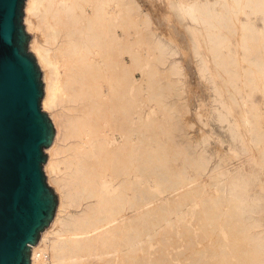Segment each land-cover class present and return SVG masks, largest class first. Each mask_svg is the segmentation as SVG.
I'll use <instances>...</instances> for the list:
<instances>
[{
  "label": "bare ground",
  "instance_id": "obj_1",
  "mask_svg": "<svg viewBox=\"0 0 264 264\" xmlns=\"http://www.w3.org/2000/svg\"><path fill=\"white\" fill-rule=\"evenodd\" d=\"M160 1L164 28L154 26L153 12L139 0L25 2L26 30L34 33L30 48L43 70L42 106L57 127L45 170L60 192L54 219L31 249V264L92 259L118 264L121 256L130 264L127 253L146 252L144 243L151 248L158 230L172 224L173 218L161 212L208 185L215 191L208 208L228 200L230 210L196 211L195 242L211 243L198 245L194 264H264V222L257 193L251 192L259 175L255 145L263 147L264 164V125L259 116L252 120L247 114L248 107L259 109L248 97L255 90L264 97V0ZM175 23L184 28L189 50L214 91L208 120L199 118L229 130V150L234 157L248 155V165L211 166L203 151L193 150L187 164L198 169L194 176L168 155L172 145L156 134L165 130L158 117L146 121V107L156 112L151 103L160 104L161 81L170 77L169 84L182 83L173 77L182 70L188 49ZM234 102L243 106L241 119ZM146 127L164 130H154L155 138L147 139L152 130ZM172 136L170 142L176 143ZM176 144L174 150L182 148ZM158 184L168 186L164 197L150 195ZM222 219L227 235L217 231ZM164 250L158 264L173 261L172 252Z\"/></svg>",
  "mask_w": 264,
  "mask_h": 264
},
{
  "label": "rangeland",
  "instance_id": "obj_2",
  "mask_svg": "<svg viewBox=\"0 0 264 264\" xmlns=\"http://www.w3.org/2000/svg\"><path fill=\"white\" fill-rule=\"evenodd\" d=\"M153 1L154 0H139L143 9H145L148 12H151L149 13L150 15L153 12V14L151 15V17L152 16L153 17L151 19L153 20L152 22L155 23L154 26L157 24L156 26L164 28L165 9L162 6L163 3L160 0H155L154 2ZM159 4L160 7H157L159 6ZM258 24L259 26H263L260 19H258ZM175 25H176L175 28L177 29V32L180 36V39L182 40L184 46L187 47L188 49V54L182 58V63H183L182 70L179 72L178 76L173 77V79L180 77L182 79V83L174 82V84L173 83L169 84L170 82L168 81L170 77L163 79L161 81L160 90L162 94L160 92L158 97L161 98H159L158 100H160L159 103L162 105L160 104L156 105V102L154 103L153 101V103L151 104H154V106L157 107V111L156 112L149 111V113H148V107H146V121L148 122L149 119H151L149 117H153V116L154 118L158 117L160 123L162 122V125H164L163 128H165V130L163 128H160L164 130L162 131L159 129L160 131H162L160 132L158 128H154V129L151 128L152 130V134L150 133L151 137L146 133L147 136L146 138L147 139H150L152 137L155 138V136H153L155 135V132H153L154 130L159 131V133H162V134H158V132H156L157 135L161 136L160 139L167 141L168 145L169 143L170 145H172V147L168 148L167 153L168 155H170L171 158L175 159L174 164H176V166L178 167L179 166L182 167L184 166V164L187 165V171L190 174H193L194 176L195 174L197 175L199 173L198 169L196 168V166L194 167L192 163L187 164L188 163L187 160L188 158H191V154L193 153V150L200 149L201 151H203L204 156L207 159H210L209 164L211 166L234 167L238 163H243L248 165L250 159L248 155L242 153V155L238 157H234L233 152L229 150V148L231 147L230 143L232 142L229 130L221 129V124L218 121H211V123L208 122L205 123L203 120L199 118L202 115L203 116L202 119L206 121V118L208 117L207 113L211 109V106L214 104L213 103L214 91L212 85L202 77L199 71L198 63L195 57L193 56V54L189 50L190 48L189 40L187 34H185L186 32H184V28L180 27V25L178 26V24L176 23ZM24 26H25V20H24ZM25 30H26V26H25ZM26 32L30 35V41H31V39L34 37V33L28 32L27 30ZM38 34L41 33L39 32ZM38 38L40 42H42V39H44L42 35L41 37L39 35ZM30 41H29L28 49L30 52L34 54V52L30 48ZM39 67L41 71H43L40 65ZM137 75L140 76L139 73H137ZM42 80L44 83L43 72H42ZM248 99L250 104L257 103L259 106L258 110H253L250 107L247 108L248 110L247 114L249 118L255 120V117L259 116L261 123L264 125V97L262 92H260V90H255V92H253V94L250 97H248ZM147 104H149L150 106V103H146V105ZM233 105H234L235 114L241 119L242 110H243L242 104L240 102L239 103L234 102ZM42 109L44 110L43 106ZM44 111L48 114L49 118L51 119L56 134L57 127L53 119L51 118L50 113L46 110ZM258 112H261L262 114L259 115ZM147 128L148 127H146V129ZM148 130L151 132L150 128H148ZM148 130L146 132H149ZM242 131L245 132L246 129L243 128ZM172 135L177 136L174 137L177 140L175 139L173 140L177 141L178 145L182 148L174 150L175 148L178 147H175L177 146L176 144L177 142L171 143L172 140H169V138H171ZM150 142L153 145H155L154 141H150ZM147 145L149 146L150 144ZM50 146L44 149V152L48 155L46 162L48 161L50 156L48 151ZM233 147L237 148L238 146L233 144ZM254 153L256 154L258 161V165L256 166V169L258 170L259 175L257 176V178L253 183L251 192L255 194L257 193V196L259 198V205L257 207V211L262 214L263 222H264V164H262L261 162L262 160L261 154L263 153V147L262 146L259 147L255 145ZM193 155L196 156V154ZM43 170L47 177L46 182L48 186L52 187V189L55 191L57 195L58 198L57 207H58V204L60 203V192L56 188L57 186L55 184L49 182V174L45 170V164L43 165ZM146 175L147 176L149 175V170L147 168H146ZM167 193H168V186L166 184H158L156 189L152 188L150 195L158 194L164 197ZM223 194H224L223 192L219 193L220 196H222ZM214 195H215L214 188L211 185H208L206 187V191L198 192L194 190L189 195L180 199H176L172 203L170 208L161 212L163 213V215L166 214L168 217L173 218L172 224L169 227L166 228L163 227L158 230L159 232L152 240L151 248H149L148 241L144 243L145 246L144 248H146L147 250L146 252L139 250L142 253L138 251L137 253L140 254L138 255L136 253L137 255L135 254L136 255L135 257H132L134 256L132 252H131L132 256L131 254L127 253L132 258L130 262L129 259L130 257L127 256L126 254L127 260L130 262V264H158L157 263L158 258H160L162 252L165 251L164 249L172 252L168 256L173 261L172 262L168 261L167 264H194L193 259H194L195 249L199 247H203L207 243H211V240L209 239L196 240L198 243L195 242V238H194L196 237L195 228L198 227V223H197L198 214L196 213V211H229L230 210V206L228 205V200L223 202L224 205H220L219 207H217V209L208 208L212 203L211 200H213L212 196ZM195 202H200V203L198 206L195 207L192 205ZM70 211L76 213L77 208L71 207ZM182 211L184 212L181 213ZM261 229L264 230V227ZM227 230L228 227L225 224V220L222 219L217 226V231L218 233L227 235ZM206 234L207 233H205L204 235ZM213 235L214 236L212 238H215V234ZM167 236L170 237L166 239ZM149 250L152 251L153 253L149 254L148 253ZM120 259L121 261L119 262L116 259L114 261H117L118 264H127V261L125 260L124 256L123 257L121 256ZM93 260L94 259L89 260L88 262L92 264H99L97 260L94 261Z\"/></svg>",
  "mask_w": 264,
  "mask_h": 264
},
{
  "label": "water",
  "instance_id": "obj_3",
  "mask_svg": "<svg viewBox=\"0 0 264 264\" xmlns=\"http://www.w3.org/2000/svg\"><path fill=\"white\" fill-rule=\"evenodd\" d=\"M26 0H0V264H31V249L52 221L58 198L46 182L44 152L55 128L41 103L42 71L29 51Z\"/></svg>",
  "mask_w": 264,
  "mask_h": 264
},
{
  "label": "snow or ice",
  "instance_id": "obj_4",
  "mask_svg": "<svg viewBox=\"0 0 264 264\" xmlns=\"http://www.w3.org/2000/svg\"><path fill=\"white\" fill-rule=\"evenodd\" d=\"M10 43V38L0 33V47L8 45Z\"/></svg>",
  "mask_w": 264,
  "mask_h": 264
}]
</instances>
